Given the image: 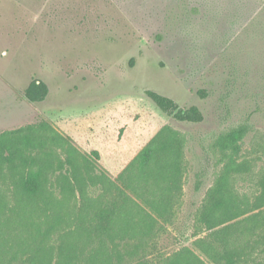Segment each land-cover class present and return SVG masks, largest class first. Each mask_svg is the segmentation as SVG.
<instances>
[{"label":"rangeland","instance_id":"rangeland-1","mask_svg":"<svg viewBox=\"0 0 264 264\" xmlns=\"http://www.w3.org/2000/svg\"><path fill=\"white\" fill-rule=\"evenodd\" d=\"M32 78L43 101L22 95ZM146 89L203 119H173ZM162 128L179 161L173 215L100 249L82 204ZM263 177L264 0H0V264H168L182 248L212 264L193 244L206 197L223 188L252 208Z\"/></svg>","mask_w":264,"mask_h":264},{"label":"trees","instance_id":"trees-1","mask_svg":"<svg viewBox=\"0 0 264 264\" xmlns=\"http://www.w3.org/2000/svg\"><path fill=\"white\" fill-rule=\"evenodd\" d=\"M144 93L159 111L177 121L197 123L203 119L196 105L180 107L153 89ZM47 94V84L37 78H32L22 92L29 102L43 101ZM165 131L166 128L159 130L113 180L106 181L101 176V182L105 181L102 193L92 205L82 204L81 212L91 213L93 231L106 235L108 241L101 242L100 249L107 242L116 245L134 237L141 240L158 232L159 224L173 215L180 191V169L178 155L172 157L174 148L168 144ZM259 186L260 194L252 207L259 210L254 213H249L252 208L231 190L219 188L206 197L198 217L206 232L193 244L212 264H264V246L246 235L250 231L264 232V177ZM19 187L24 194L36 196L41 181L36 175H28L21 179ZM168 264L206 262L198 253L182 248L169 258Z\"/></svg>","mask_w":264,"mask_h":264}]
</instances>
